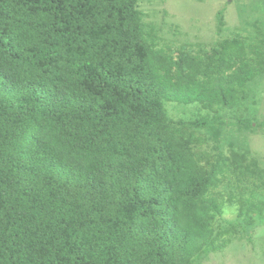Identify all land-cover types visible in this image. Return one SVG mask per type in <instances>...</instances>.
Returning <instances> with one entry per match:
<instances>
[{
  "label": "trees",
  "instance_id": "obj_1",
  "mask_svg": "<svg viewBox=\"0 0 264 264\" xmlns=\"http://www.w3.org/2000/svg\"><path fill=\"white\" fill-rule=\"evenodd\" d=\"M263 73L264 46L242 38L205 56L156 49L134 0H0V264L223 252L213 192L226 173L264 191V168L234 151L204 168L184 132L223 122L176 123L164 103L228 106Z\"/></svg>",
  "mask_w": 264,
  "mask_h": 264
},
{
  "label": "rangeland",
  "instance_id": "obj_2",
  "mask_svg": "<svg viewBox=\"0 0 264 264\" xmlns=\"http://www.w3.org/2000/svg\"><path fill=\"white\" fill-rule=\"evenodd\" d=\"M149 45L175 59L205 56L224 40L242 38L264 46V0H134ZM173 122L220 120L211 129L187 128L185 137L204 168L231 152L256 159L264 168V132L247 128L264 120V73L255 78L231 105L205 108L199 104L165 102ZM223 215L214 222L216 234L229 241L221 253L196 264H264V209H250L247 200L264 204V191L241 184L226 173L218 189Z\"/></svg>",
  "mask_w": 264,
  "mask_h": 264
}]
</instances>
